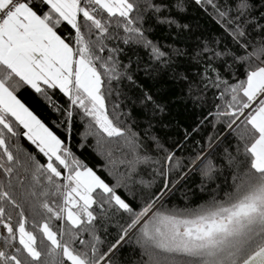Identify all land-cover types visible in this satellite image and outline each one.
Wrapping results in <instances>:
<instances>
[{"label": "snow or ice", "instance_id": "obj_1", "mask_svg": "<svg viewBox=\"0 0 264 264\" xmlns=\"http://www.w3.org/2000/svg\"><path fill=\"white\" fill-rule=\"evenodd\" d=\"M140 72L200 110L174 146ZM77 116L107 178L73 151ZM0 264H264V0H0Z\"/></svg>", "mask_w": 264, "mask_h": 264}, {"label": "trees", "instance_id": "obj_2", "mask_svg": "<svg viewBox=\"0 0 264 264\" xmlns=\"http://www.w3.org/2000/svg\"><path fill=\"white\" fill-rule=\"evenodd\" d=\"M196 14L192 13V10H189L188 19H194ZM200 23L202 25V30L207 28L211 29L215 27L210 20L207 18H203L201 14ZM70 31V29H69ZM67 36V32L63 33ZM199 34V33H198ZM175 30H172L171 34H169L166 26H161L155 34V38L160 39L162 43H175L177 47H183L185 43L191 44L192 39L189 38L187 34H184L180 38L173 39L175 37ZM125 62H127V58H123ZM133 69H135V65H133ZM137 82L141 83L146 90H150L152 94L156 97L157 101L164 106V112L162 115H159L154 121L157 127L154 131L162 137L170 146H174L172 144L173 141H182L184 136V130L187 129L191 132L192 128L196 127L199 123L200 119H202L200 110L195 108L193 104L188 101L184 93L181 90V87L178 86L174 81H171L167 75H162L156 80L148 79L145 77L143 72L138 73ZM22 101L26 102L30 107H32L37 114L45 120L50 126H52L51 121L54 119H58L54 113H51L46 106L38 105L35 102V98L30 90L25 89L19 93ZM63 99V98H62ZM206 114V113H205ZM164 125H167L165 127ZM60 135H64L63 132H60L58 129H54ZM222 130V129H221ZM83 131V124L79 119V116L76 117L73 126L72 133V148L73 151L76 152L81 159H83L89 166L94 167L101 175L106 177V173L101 170V166L103 161L100 160L99 157L95 155L90 146H86L83 149L79 147L80 137L79 133ZM212 127L209 124L207 127L202 128L199 132L194 133L193 136L186 142L184 148L182 150L177 151V156L187 157L194 152L200 145L197 144V141L201 143H205L209 134L212 133ZM21 142L24 146L30 151L33 152L38 159L43 163L44 158L42 155L36 152L34 146L30 145L27 141L21 139ZM92 142H89V145ZM151 169H147L143 175L146 180L152 179V176L149 174ZM107 178V177H106ZM199 183V175L198 173L193 174L189 181H187L188 186H190L194 191L198 192V189L195 188V185ZM162 185H157V190ZM184 185H181L179 191L175 193L169 200V204L171 203H183L181 199V191H183ZM130 199V198H129ZM131 203L134 207H138V199L131 200ZM111 235L107 237L109 241H113L115 238V229H110ZM127 248L123 251L127 252Z\"/></svg>", "mask_w": 264, "mask_h": 264}]
</instances>
